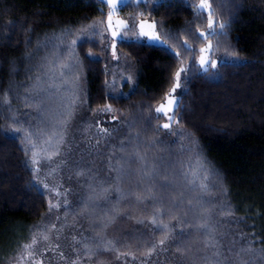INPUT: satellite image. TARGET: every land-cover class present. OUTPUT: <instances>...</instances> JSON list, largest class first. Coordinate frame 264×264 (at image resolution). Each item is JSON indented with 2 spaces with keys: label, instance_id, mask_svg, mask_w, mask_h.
I'll use <instances>...</instances> for the list:
<instances>
[{
  "label": "trees",
  "instance_id": "1",
  "mask_svg": "<svg viewBox=\"0 0 264 264\" xmlns=\"http://www.w3.org/2000/svg\"><path fill=\"white\" fill-rule=\"evenodd\" d=\"M199 2L127 1L117 15L129 23L133 17L157 22L168 46L123 36L116 38L113 58L112 31L106 30L110 9L103 0H0V264H13L37 226L57 217L84 226L82 237L75 235L69 243V258L81 264H237L241 247L254 249L261 255L255 262L264 264V0H210L225 28L217 27L207 40L190 31H207L206 13L198 17L194 7ZM100 21L96 30L81 34ZM74 39L78 82L64 84L38 68L42 56L66 59ZM208 42L214 47L208 55L217 65L204 71L193 55L198 58ZM181 60L188 73L174 93L179 123L159 128L168 121L155 108L172 89ZM105 105L113 111H98ZM69 110L66 124L56 127ZM129 120L134 127H128ZM19 127L57 132L52 146L37 142L35 151H59L53 161L40 154L38 173L33 149L23 133L12 131ZM195 159L209 175L206 193L183 176ZM145 166L154 174L142 179ZM53 168L58 176L49 175ZM200 196L212 210L216 249L204 247L203 232L195 227L203 222ZM174 199L183 201L180 208L160 217L169 225L168 239L151 256L143 255L166 234L150 224L152 210L172 207ZM50 201L61 207L50 212ZM76 241L87 243L94 258L85 257ZM49 244L54 246L51 237L40 241L37 251ZM186 245L189 250L181 248ZM103 246L113 249L102 254ZM217 250L218 258L213 256ZM51 252H45L47 258ZM251 254H241L246 264Z\"/></svg>",
  "mask_w": 264,
  "mask_h": 264
},
{
  "label": "snow or ice",
  "instance_id": "2",
  "mask_svg": "<svg viewBox=\"0 0 264 264\" xmlns=\"http://www.w3.org/2000/svg\"><path fill=\"white\" fill-rule=\"evenodd\" d=\"M103 2L110 8L112 11H115L117 8L118 4H124L126 0H103ZM132 3L139 4L140 0H131ZM196 9V14L198 17L203 18L204 14L206 13V19H207V31H201L199 28L196 29H190V31H193L195 38L198 40H207L208 35H215L216 34V29L217 27L223 31L225 28V24L223 22H218L215 17H214V12L213 9L211 8V3L210 0H200L198 4L194 5ZM133 23L131 25V28L136 29L138 28L139 31H132V35L135 36L137 39L141 37H146L149 41L152 42H159L165 46H168V40L165 38H162L160 32L156 30V25L157 22L153 21L152 23H147L146 21H136V18H132ZM104 21L100 22H93L92 24L87 25L85 28L81 29V34H87L89 31H94L97 29L98 24H102ZM119 27H122L124 29H128L129 25L124 22V21H117L116 22ZM113 27V21H112V12H109L107 15V28L111 29ZM112 36V55L113 58H117L116 55V38L117 37H123V36H128V31H124L121 33L120 31H112L111 32ZM76 40H72L69 45V53L68 57L66 59H61L58 56H55L54 59L48 61V71L52 73L53 76L57 77L60 79L64 84H68L69 82H78L80 77L79 74L74 73L73 69L77 66L75 62V57H74V52H75V45H76ZM183 45L191 50L192 46L188 43L187 40H184ZM168 50L171 51V47H168ZM200 55L199 57H195L193 55V59L196 60L198 59V63L201 69L204 71H207V66H211L212 68H215L217 65V61L213 60L210 58L209 53L214 52V47L211 42H208L205 47H201L199 49ZM92 53H89V56H91ZM175 57L179 58L180 57V52L177 51L174 53ZM68 74L69 77H71V81L65 77V74ZM187 73H188V68L184 65L183 60H181V66L176 70V72L173 75V87L172 89L165 94L164 100L165 103L160 104L158 107L155 108V112L157 114H160L164 117H166L167 121L166 123H163L161 125H158L159 128H164V129H171L172 125L178 124L179 120L176 117V109L178 108V103L176 100V97L174 95L175 91L177 88L180 87V79L181 75L184 74L185 80H187ZM79 99V97H76L71 101L72 104H75L76 101ZM4 103H9L8 100H5ZM98 111L101 112H111L113 111L110 105H105L103 108L98 109ZM72 115L71 111L69 110L68 113L65 115V118L63 120L58 121L56 127H60L64 124H66L67 119L70 118ZM113 119H116V117H113ZM134 123L132 121H128V127L132 128L134 127ZM104 132H107V129H101ZM12 131L17 132V133H23L24 136V143L28 146H30L32 151V157H31V162L33 165L36 167L34 168V171L37 173L40 171L39 168V163L41 153H44V155L40 158L46 160V161H53L56 156L59 155L58 149L52 152H48L46 148L41 147L39 151H35L34 149H37V142H39L41 145H48L52 146L53 140L57 137V132L56 131H51L50 133L47 132L43 128H37L34 130L29 131L28 129H24L23 127L15 128L12 129ZM62 142V137H60L57 140V143ZM134 157H139L138 153H133ZM142 159V158H141ZM58 167V166H57ZM57 168H53L49 175L52 173L56 172ZM154 172H149L147 170V167L145 166L144 169L140 171V176L141 178L149 177L153 175ZM78 175H83V173H78ZM183 176L185 179V182L187 184L197 186L201 189L202 193H206L208 190V183L209 181V175L207 172V169L205 168L203 162L200 159H195L194 161H190L188 165V169L183 172ZM164 187H168L169 185L166 183L163 185ZM45 188H48V184H44ZM150 192L151 189H148ZM57 194L59 195L60 193L57 191ZM137 201H141L144 199V197L137 196L136 197ZM151 199L153 201H156L157 198L155 194L152 195ZM203 200V196H200L197 199V204L200 206V214L203 217V222L198 223L195 227L198 231H202L204 235V240L203 245L205 248H211V249H216L217 248V242L215 239V233L213 227L209 223V219L211 216V209L205 208L201 201ZM161 202L162 201H157ZM65 205H67V200L63 201ZM183 201H180V203H177L176 200L174 199L172 201V207H161V208H154L152 210V216L150 218V224L154 225L158 230L165 231V236L163 239L158 241L157 243H153L152 247L147 250L143 255L145 256H151L152 252L156 249L158 245H163L165 241L168 239L167 235V230L169 228V225L164 222L163 219H160L162 216H168L171 215L174 209H179ZM189 208L193 207L192 201H188ZM61 207L60 203H55L53 204L51 201L49 202V211L51 212L52 209L54 208H59ZM86 211V208H85ZM185 216L187 213L184 214ZM59 219V217H57ZM172 219H177L176 216H172ZM139 223H144V220L138 221ZM63 227V225L61 226ZM60 230L57 229L56 224L53 223L50 226L45 225V226H37V230L34 231L33 235L31 236L30 242L21 245L19 254L16 257L17 264H25L26 261H31L32 264H43V261L38 259V256H42L45 252L49 251H55L56 248L59 247V245L52 246L51 244L48 245V247L44 248L43 251L38 252L37 251V244L40 241L48 242L50 241V235L49 233L53 232H59ZM98 235V234H97ZM58 238V237H57ZM75 239V238H74ZM77 244H82L84 253L88 255V258L91 259V253L93 250L88 247L87 243H82L81 241H76ZM109 245H111V241L108 242ZM179 252L180 250L177 249ZM254 252V249L251 247H241L238 251H236L235 255L237 259L239 260V257L241 256L242 253L244 254H251ZM60 258L64 259V254L63 252L59 253ZM77 257L80 256L79 252H76ZM120 255H130L132 258L135 260L137 257L132 254V253H122ZM214 257H219L220 253L219 251H214L213 252ZM119 258V257H118ZM205 259H208L205 257ZM70 264H80V260H72L70 261ZM239 264H246V262L239 260Z\"/></svg>",
  "mask_w": 264,
  "mask_h": 264
},
{
  "label": "rangeland",
  "instance_id": "3",
  "mask_svg": "<svg viewBox=\"0 0 264 264\" xmlns=\"http://www.w3.org/2000/svg\"><path fill=\"white\" fill-rule=\"evenodd\" d=\"M127 1H129V0H126V2ZM126 2L124 4H126ZM124 4H118V6L115 9V11H112V9L109 8L110 9V12H112V21H113V27L111 29H109V31L110 32L111 31H120L121 33H123L124 31H128V35L129 36L123 37V38H125V39H137L135 36L132 35V31H139L138 28H136V29L131 28V25L133 23V20H131V22L129 23L128 21H126V19L124 17L119 16L116 13V11L118 10V8L121 7ZM141 20L146 21L147 23H152L151 20L146 19V18H143V19L139 18L136 21L139 22ZM117 21H124V22H126L130 26V29H124L122 27H119L117 25V23H116ZM106 27H107V20H106ZM117 38L120 39L121 37H117ZM138 40H141V41H144V42H147V43H152V44H155V43L159 44V42L149 41L146 37H141ZM38 61H39V63L36 64V65H38V68L41 69V70L42 69L43 70L46 69L45 72H47L48 71V60H47V57H45L44 60H43V56H42V57L39 58ZM29 66H27V69L28 68H31V65H29ZM163 103H165V101ZM59 168H61V167H59ZM56 175L58 176V172H56ZM60 175H61V173H60ZM55 195L57 197H59L57 195V193ZM56 220H57L56 218L47 219L46 221L49 222V224L47 222H45V224H41V227L44 226V225H46V224L50 226L51 224L55 223ZM59 220H60L59 225L56 224V227L60 231L58 233L57 232L49 233L50 237L53 240L54 246L55 245H59V247L56 248L55 251L51 252L50 255H48V258H47V253H44L45 256H43L42 258H40V260L43 261V264H70V261L76 260V259H73L72 256L69 258V255H70V252H71V249H70V246H69V243L71 241L70 238L73 237V236H75V235L76 236H79L81 238L82 235L80 234V232L82 231L81 228H84V226H82V224L79 223V222H77L75 219H72V220L68 219L66 221V220H63V218H59ZM62 225H63V227H61ZM240 236H241V234H240ZM246 239H248V238H246ZM187 247L189 248V245L182 246L181 248L182 249H188ZM112 249H113V247L103 246L100 251H101L102 254H108L109 252H111ZM60 251L63 252L64 259H61L60 258V255H59ZM90 255H91L92 258H94L93 254H90ZM85 257H88V255H85ZM240 257H242V256H240ZM240 257H239V260L244 261V258L243 257L240 258ZM250 257H252L253 260H250L251 262L249 261V263H251V264H257V262H255V260H257L258 257L261 258V255H258V253H255L254 252V253L251 254ZM67 258H69V259L66 260ZM50 259H51V261L48 262V260H50ZM239 260L237 259V261H235V262L237 264H239ZM15 263H17L16 260L13 262V264H15ZM25 264H32V262L29 260V261H26ZM86 264H92V263L91 262H87ZM104 264H109V262H105Z\"/></svg>",
  "mask_w": 264,
  "mask_h": 264
}]
</instances>
